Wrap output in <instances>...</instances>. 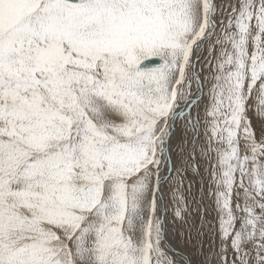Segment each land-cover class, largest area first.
<instances>
[{
    "label": "snow or ice",
    "instance_id": "snow-or-ice-1",
    "mask_svg": "<svg viewBox=\"0 0 264 264\" xmlns=\"http://www.w3.org/2000/svg\"><path fill=\"white\" fill-rule=\"evenodd\" d=\"M0 264H264V0H0Z\"/></svg>",
    "mask_w": 264,
    "mask_h": 264
},
{
    "label": "bare ground",
    "instance_id": "bare-ground-1",
    "mask_svg": "<svg viewBox=\"0 0 264 264\" xmlns=\"http://www.w3.org/2000/svg\"><path fill=\"white\" fill-rule=\"evenodd\" d=\"M170 227V226H169ZM174 237V236H173ZM173 237L170 240V247L173 249V252L178 254V255H183L180 250L177 249V244L176 241L173 240Z\"/></svg>",
    "mask_w": 264,
    "mask_h": 264
},
{
    "label": "rangeland",
    "instance_id": "rangeland-1",
    "mask_svg": "<svg viewBox=\"0 0 264 264\" xmlns=\"http://www.w3.org/2000/svg\"><path fill=\"white\" fill-rule=\"evenodd\" d=\"M218 2H219V0H218ZM169 220H171V214H169ZM169 226H171V225L169 224ZM172 237H173V236H172ZM172 237H171V238H172ZM173 240L176 241L175 237H173ZM176 244H177V241H176ZM177 249L180 250V252H181L184 256H187V255H188V253L185 252V251H183V250L181 249V247H180L178 244H177Z\"/></svg>",
    "mask_w": 264,
    "mask_h": 264
},
{
    "label": "water",
    "instance_id": "water-1",
    "mask_svg": "<svg viewBox=\"0 0 264 264\" xmlns=\"http://www.w3.org/2000/svg\"><path fill=\"white\" fill-rule=\"evenodd\" d=\"M186 257V256H185Z\"/></svg>",
    "mask_w": 264,
    "mask_h": 264
}]
</instances>
